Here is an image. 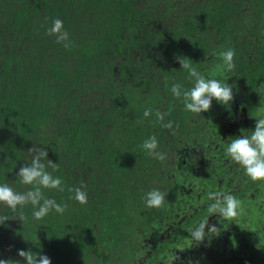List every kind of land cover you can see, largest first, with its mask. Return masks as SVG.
Listing matches in <instances>:
<instances>
[{
	"label": "trees",
	"instance_id": "1",
	"mask_svg": "<svg viewBox=\"0 0 264 264\" xmlns=\"http://www.w3.org/2000/svg\"><path fill=\"white\" fill-rule=\"evenodd\" d=\"M56 18L67 42L49 34ZM177 57L234 83L231 107L184 110L170 91L191 86ZM262 111L264 0H0V182L26 191L17 171L29 149L45 148L63 181L45 195L66 205L39 221L30 204L22 220L0 207L12 217L0 225V258L22 261L23 249L51 264H171L173 254L172 264H264V182L223 152ZM150 135L164 161L142 148ZM227 183L235 189L224 192ZM75 187L85 204L71 199ZM152 188L167 193L159 209L145 207ZM209 191L250 206L223 226L207 217ZM206 219L218 233L191 243L188 231Z\"/></svg>",
	"mask_w": 264,
	"mask_h": 264
},
{
	"label": "clouds",
	"instance_id": "2",
	"mask_svg": "<svg viewBox=\"0 0 264 264\" xmlns=\"http://www.w3.org/2000/svg\"><path fill=\"white\" fill-rule=\"evenodd\" d=\"M63 22L56 18L52 26L48 29L49 34L56 35V41L67 42L69 34L62 31ZM64 46H67L65 43ZM222 62L220 67L223 69L224 76L234 67V51L228 48L221 54ZM180 69L186 70L187 77L191 86L185 88L182 84H173L170 88L172 95L179 99L183 109L193 116L199 117L201 113L210 109L213 100L224 106L225 110L231 107L234 99V83L227 82V78L217 77L215 73L206 76L198 71L191 63L187 62L184 57H177ZM152 114V109L146 108L143 112L145 118ZM157 119L163 121L165 114L156 112ZM164 128H172L173 121L168 120L162 124ZM228 140L223 148L226 162L236 165L250 181L264 182V111L257 113L255 117V126L250 130H241L240 135L233 136ZM142 148L147 155L153 156L160 161L166 159V154L159 151V142L155 135L148 136L142 144ZM30 160L26 159L25 163L18 169L16 176L19 177L21 185L30 186L26 191H17L7 182H0V207L7 208L9 214H13L20 220L24 218L23 209L31 205V215L34 220H42L51 212L64 213L66 205L59 203L53 197L45 195L46 189L63 190L62 178L53 175L57 170V164L46 159L47 152L45 148L33 146L28 150ZM52 170L49 171L48 168ZM73 193L71 199L80 204H85L88 199L87 192L81 187L70 189ZM167 193L159 188H152L144 193V204L146 208L159 209L166 200ZM221 194L209 191L207 202L209 203L208 215L218 214L219 219L224 222H235L241 215L243 204L242 201L231 194ZM0 215V225L12 218L10 215ZM236 223V222H235ZM207 219L201 220L191 227L188 231L191 243H199L209 238L212 234H217L218 229L215 225L207 226ZM17 255L21 260H7L0 258V264H51V258L47 255L34 253L30 250L19 249ZM38 257V258H37ZM176 259L173 254L172 261Z\"/></svg>",
	"mask_w": 264,
	"mask_h": 264
},
{
	"label": "flooded vegetation",
	"instance_id": "3",
	"mask_svg": "<svg viewBox=\"0 0 264 264\" xmlns=\"http://www.w3.org/2000/svg\"><path fill=\"white\" fill-rule=\"evenodd\" d=\"M243 112L241 113L242 116ZM235 185V184H234ZM224 192H228L229 190H233L235 188H232L231 184L227 183L223 186ZM264 195H262L261 197L258 198L257 202L262 201ZM242 204H243V209H247L250 206V202L247 199L242 200ZM253 211V210H252Z\"/></svg>",
	"mask_w": 264,
	"mask_h": 264
}]
</instances>
